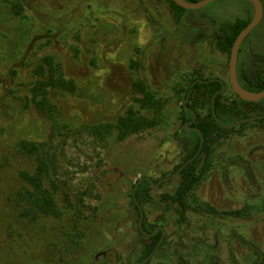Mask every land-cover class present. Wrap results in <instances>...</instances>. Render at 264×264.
Returning a JSON list of instances; mask_svg holds the SVG:
<instances>
[{"label":"rangeland","instance_id":"374dc122","mask_svg":"<svg viewBox=\"0 0 264 264\" xmlns=\"http://www.w3.org/2000/svg\"><path fill=\"white\" fill-rule=\"evenodd\" d=\"M32 2L28 18L0 21V264L139 262L152 242L139 236L131 187L146 176L154 182L169 177L192 153L194 146L177 137L184 125L182 105L190 77H222L228 87L225 100H236L230 87V54L220 47L224 33L218 24L254 17L255 6L248 0H218L187 10L185 23L205 36L198 44H188L178 36L176 14L168 0ZM241 48L238 70L264 78V16ZM46 55L57 57L78 85L75 94L56 97L65 123L81 128L112 120L133 103L137 81L166 99V118L156 129L122 142L111 138L97 148L82 138L69 141L66 179L75 188H90L93 197L88 203L99 208V217L82 243L71 246L70 255L51 249L53 239L47 241L36 232L44 231L46 223L23 229L27 248L13 230L15 241L3 236L11 231L7 217L20 163L14 156L16 142L50 136L47 118L26 107L25 100L32 69ZM217 148L218 158L198 194L219 210L258 203L264 197V125L251 123L233 134L222 132L213 145ZM199 157L197 172L204 163L202 151ZM179 176L154 183L152 200L157 206L143 208L149 226L165 230L166 241L149 264H254L255 252L264 253V214L246 220L214 217L207 222L194 212L181 214L177 205L175 211L165 212L163 199L174 196L182 182ZM181 217L187 218L182 224ZM111 218L123 225L121 234L113 229Z\"/></svg>","mask_w":264,"mask_h":264},{"label":"trees","instance_id":"16d2710c","mask_svg":"<svg viewBox=\"0 0 264 264\" xmlns=\"http://www.w3.org/2000/svg\"><path fill=\"white\" fill-rule=\"evenodd\" d=\"M32 1L0 0V21L4 17L11 20V17L26 15V11L32 8ZM168 1L176 14L179 38L188 44L202 42L205 39L204 34L184 21V15L188 11L176 5L173 0ZM186 1L196 3L200 0ZM262 3L264 5L263 1ZM26 18H28L27 15L22 17L21 20ZM252 19L253 16L218 24L224 33L223 42L220 44L224 52L231 53L236 38ZM241 51L242 48L240 53ZM32 78L30 88L25 94L26 104L28 105L26 107L38 110L47 118L50 123V136L47 140L38 141L23 138L16 142L14 156L20 163L17 170V182L12 188L10 215L7 217L11 222V231L10 233L9 231L6 232L7 234L3 232V236L11 237L15 241L16 237L14 238L12 234L17 233L20 235L18 237L21 243L25 244L24 230L36 228L35 226L46 223L44 231L41 229L36 232L47 241L53 239L50 245L51 249H59L61 255H70L71 246L73 244L79 246L82 243L84 236L90 229V225L95 223L94 219L99 217V208L92 207L88 203V198L93 197L90 188L84 190L75 188L66 179L64 171L67 165L69 141L82 138L97 148L106 145L111 138H116L122 142L132 136L156 129L166 118V99L158 96L145 83L137 81L134 83L135 96L133 103L125 106L117 116H114L112 120L99 121L79 128L62 121L63 110L56 102L58 95L75 94L78 89L77 82L68 78L62 62L53 55L41 57L32 69ZM238 78L242 87L247 91L259 93L264 90L263 77H250L244 70H240L238 71ZM198 79L205 81L202 77L192 79L190 77V85L184 91L186 99L190 90L192 93L189 103L185 106L182 105V121L185 124L192 120L193 115L190 109L194 110L198 116V123L195 126L199 131L185 130L184 125L180 128L177 135L178 139L184 145H193L194 147L192 153L186 156L184 161L174 169V173L196 155L200 148L201 135L205 138L202 150V156H205L204 163L199 172H197L196 165L200 157L183 169L179 176L182 180L181 185L174 196L163 199L167 204V207H164L163 210L165 212L175 211V205H177L181 209V214L194 212L201 217L204 216L207 222L211 216L246 220L254 215H262L264 214V197H261L258 203L249 202L242 208L219 210L206 202L198 194V190L208 179L212 162L218 158V148L213 149L217 137L226 131L232 134L236 133L251 123H244L239 127H233L231 130L224 128L222 124L233 126L246 118L264 116V100L250 103L241 100L236 95V100L230 102L225 100L226 98L221 94L222 83H204L197 81ZM192 85L193 87H191ZM213 109L218 120L213 115ZM200 112H203L204 115ZM206 112H208L207 115H205ZM249 114L254 116L251 117ZM226 115L233 117V120H226ZM256 123L264 125V118H260L252 124ZM5 159L9 160L8 157ZM224 161L227 162L226 157H224ZM160 180L154 183L157 184ZM151 185V181L143 177L131 187L132 205L138 219L140 218L139 204L142 209L145 205L157 206L152 200L154 198L152 197L153 188ZM134 192L135 196L133 195ZM143 213L145 215L144 209ZM65 217L69 220L68 226L65 224ZM186 219L181 217L180 223L182 224ZM115 221L111 218V225L113 224V229H118L121 234L124 227L123 225L120 227ZM157 227L159 226H149L145 215L142 229H139V236L144 239L146 235L153 234ZM20 229L22 230L21 234ZM160 236L161 232L159 231L153 239L155 245L144 248V256L139 260L140 263H143L152 255ZM25 246L27 248L26 244ZM52 255L55 257L54 252H52ZM254 264H264V253L255 252Z\"/></svg>","mask_w":264,"mask_h":264},{"label":"water","instance_id":"95a60500","mask_svg":"<svg viewBox=\"0 0 264 264\" xmlns=\"http://www.w3.org/2000/svg\"><path fill=\"white\" fill-rule=\"evenodd\" d=\"M215 1H218V0H200L199 2H196V3H191V2H188L186 0H173V2L176 5L180 6L181 8H183L185 10H199V9H201V8L207 6V5H209ZM249 1L255 6V15H254L252 21L249 23V25L240 32V34L238 35V37L236 38V40L233 44V47H232L231 53H230L229 71H230L231 85H232L235 93L238 95V97L245 102L257 103V102H261L264 100V90L262 92H259V93H253V92L247 91L246 89H244L242 87V85L240 84V82L238 80V61H239V54H240L242 44H243L244 40L247 38V36L261 23L263 16H264V5H263L262 1L261 0H249ZM213 115L217 119V115H216V112L214 111V109H213ZM260 118H264V116L244 119V120H241L238 123H236L234 126H237V125H240L243 123H247V122H251V121H254V120H257ZM222 126L226 127V128H232L233 127V126H226V125H222ZM185 128L187 129V125ZM203 147H204V137H203V135H201L200 148H199L198 153L195 155V157L192 160H190L189 162H187L186 164H184V166L181 167L179 169V171L176 172L173 176L161 180L160 183H163L169 179L177 177L179 175V173L181 171H183V169L185 167H187L195 158L198 157V155L203 150ZM133 195L135 196V192L133 193ZM142 220H143V217L141 218V220L139 222L140 228H141Z\"/></svg>","mask_w":264,"mask_h":264},{"label":"flooded vegetation","instance_id":"af4514ba","mask_svg":"<svg viewBox=\"0 0 264 264\" xmlns=\"http://www.w3.org/2000/svg\"><path fill=\"white\" fill-rule=\"evenodd\" d=\"M239 71V70H238ZM230 77V76H229ZM203 78L205 79V81H202L201 79H198L197 81H202V82H204V83H209V82H220V83H222L223 84V89H222V91H221V94L223 95V96H225V95H227V89H228V87H227V84H226V81L224 80V78H222V77H219V76H217V75H213V76H208V77H204L203 76ZM206 79H209V80H206ZM238 80H239V78H238ZM230 83H231V81H230ZM191 87H193V85L191 86ZM231 87V89L233 90V92L235 93V91H234V89H233V87H232V85L230 86ZM191 90L189 91V93H188V96H187V99H186V101L183 103V105L185 106L186 105V103H187V101L189 100V98L191 97ZM236 94V93H235ZM237 95V94H236ZM238 96V95H237ZM216 97V96H215ZM190 111H191V113H192V115H193V117H192V120H189L187 123H185L184 124V129L185 130H196V131H199V129L195 126L197 123H198V116H197V114H196V112L194 111V110H192V109H190ZM253 118V117H252ZM246 119H248V118H246ZM258 120V119H257ZM257 120H254V121H251V122H247V123H254V122H256ZM244 124V123H243ZM186 125H187V129L185 128L186 127ZM223 125V124H222ZM240 125H242V124H240ZM237 126H239V125H237ZM237 126H234L233 125V127H237ZM232 127V128H233ZM224 128H226V127H224ZM228 129V128H227ZM204 137V136H203ZM204 144H205V138H204ZM199 151V150H198ZM198 153V152H197ZM196 153V154H197ZM195 157V156H194ZM193 157V158H194ZM192 158V159H193ZM191 159V160H192ZM196 159V158H195ZM194 159V160H195ZM193 160V161H194ZM190 161V160H189ZM188 161V162H189ZM192 161V162H193ZM191 162V163H192ZM187 163V162H186ZM185 163V164H186ZM190 163V164H191ZM184 166V165H183ZM182 166V167H183ZM179 171V170H178ZM177 171V172H178ZM182 172V171H181ZM180 172V173H181ZM180 173H179V175H180ZM175 174V173H174ZM173 174V175H174ZM172 175V176H173ZM178 175V176H179ZM171 177V176H170ZM145 179H148V180H150L151 181V186H152V188H153V190L156 188L155 186H154V181L150 178V177H148V176H146V177H144ZM167 178H169V177H167ZM163 179H165V178H163ZM162 179V180H163ZM160 182H161V180H160ZM160 182L158 183V184H160ZM136 200V199H135ZM137 202V201H136ZM139 204V203H138ZM138 208H139V212H140V218L138 219V226H139V222H140V220H141V218L143 217V220H142V223H143V221H144V218H145V215H144V213H143V209H142V207H141V205L139 204L138 205ZM217 218L218 220H222L223 218H220L219 216H211V218ZM142 223H141V228L139 227V229H142ZM161 232V236H160V238H159V241L157 242V244H156V247H155V250H154V252L152 253V255L146 260V261H144L143 263H140V262H132L131 264H148V262L151 260V258H153L154 256H155V254L158 252V250L164 245V243H165V230H164V228L163 227H157L155 230H154V232H153V234H151V235H146V237L144 238V239H147V240H149L150 242H152V245L154 246L155 245V242H154V237L157 235V233L158 232Z\"/></svg>","mask_w":264,"mask_h":264}]
</instances>
